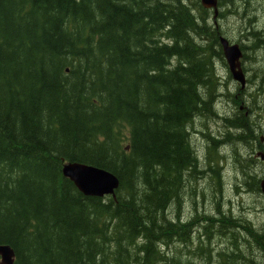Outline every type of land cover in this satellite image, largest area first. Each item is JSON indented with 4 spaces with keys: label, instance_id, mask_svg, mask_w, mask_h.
<instances>
[{
    "label": "trees",
    "instance_id": "trees-1",
    "mask_svg": "<svg viewBox=\"0 0 264 264\" xmlns=\"http://www.w3.org/2000/svg\"><path fill=\"white\" fill-rule=\"evenodd\" d=\"M238 1L217 0L216 17L246 16L236 41L251 71L243 95L217 74L225 35L199 0H0V244L15 264H193L174 261L169 248L225 236L223 224L242 227L251 237L242 244L264 252L259 223L223 210L226 157H217L227 144L242 184L259 192L243 154L263 129L254 94L264 68L248 66L264 49V0L260 13ZM229 91L232 113L218 112ZM218 119L227 130L214 129ZM197 124L205 154L192 141ZM65 163L112 173L113 196H84L62 175ZM207 195L212 214L185 213ZM218 255L219 264L254 262L234 250Z\"/></svg>",
    "mask_w": 264,
    "mask_h": 264
},
{
    "label": "rangeland",
    "instance_id": "rangeland-1",
    "mask_svg": "<svg viewBox=\"0 0 264 264\" xmlns=\"http://www.w3.org/2000/svg\"><path fill=\"white\" fill-rule=\"evenodd\" d=\"M243 1V0H242ZM241 0L238 1V4L242 2ZM250 8H258L259 13H260V0H252ZM238 14V13H237ZM210 15V14H209ZM236 15V14H235ZM246 17V16H245ZM245 17L242 19L238 17H233L229 18L226 21L222 18L215 17L212 20V24L214 25L213 27L220 32V34H224L225 37L231 41H237L240 42V40L243 38H240L244 33H242L241 29L247 26L245 23ZM259 27L263 29L264 27V18H259ZM245 39V38H244ZM254 62H257L254 65L248 66L252 67L253 69L255 68H264V49L260 50L258 54L254 56ZM217 74L222 78L229 76L228 70L226 66H217ZM251 76V71L247 72V78L249 79ZM252 83V80H250L249 85ZM264 86V85H263ZM242 88V87H240ZM245 88V86H243ZM252 86L247 88V91H251ZM259 88V87H258ZM256 91V89H252L253 91ZM246 93V92H245ZM261 93V94H257ZM254 95H257L259 97V104H261L264 107V89L261 92H255ZM255 97V96H254ZM255 103H253L254 106ZM222 102H218L216 105V109L218 112L222 111L223 107ZM227 105L225 108L227 109ZM261 111V110H260ZM260 111H255V114H260ZM263 117V122L262 124L264 125V116ZM200 123H203L202 121H199ZM214 123H211L210 125H207L210 131H212V128L215 126L213 125ZM195 130H204L203 126L200 124H197L195 126ZM230 139V138H229ZM232 140V139H230ZM192 141L196 143V146L198 149H200V153H203L204 151V143L205 140L203 139L200 134L197 133V137H192ZM235 141V140H233ZM231 142V141H230ZM236 142H238L236 140ZM234 143V142H233ZM264 143V142H261ZM193 145V143H192ZM236 146H232V148H240L241 145L234 143ZM238 150V149H237ZM241 158V157H240ZM239 161L238 158H235L234 161L228 160L226 163H223V171L221 172L222 174V194L224 196V200L227 202V200H231L229 204H225L224 206V211H236L238 213L243 214L246 218L252 221L255 225L259 223L257 226L260 230H264V196L261 195V193H255V192H249L245 191L243 193H235V190L233 188L234 183L235 185H238V189H240V184H241V179H242V173L241 170L239 169L240 163L237 162ZM239 163V164H238ZM254 169H256V175L258 176L257 178H262L264 177V161L260 160L257 157V160L252 163ZM239 181V182H238ZM210 187V185H209ZM207 189V188H206ZM199 188L197 189V191ZM210 189L205 190L204 192H208ZM207 200L205 199V202L203 203L204 200L199 198V196H196L194 200L188 201L187 206H184L185 213L190 215H193L195 212L201 213L203 211L208 212L209 214L213 213V207H212V202L210 201V195H207ZM187 198H189V194H187ZM195 203V204H194ZM193 206H196V211L192 209ZM212 208V209H211ZM215 211V210H214ZM178 212V210H177ZM176 214V211H174V214ZM199 217V216H197ZM219 217V216H218ZM225 226L220 229L221 232H225V236H219L218 238H214L213 240L207 241L205 236L201 237V244L200 246H180L178 244H175L172 246L173 248H169L168 255H173V252L175 253V259L174 261L178 260L179 258L185 259V258H190L193 264H219L220 262V257L218 253L222 250V252H231L235 251L239 255L242 256V258H245V261H251V259L254 256V262L252 264H264V252H257L261 247L258 244L253 243L250 248H246V244H242V241L246 243V241L250 242L251 237L242 229V227H235L233 225H228V224H223ZM242 229V230H241ZM258 232L261 233L260 230L255 229ZM255 232L254 234H256ZM236 242V247L234 248V244ZM207 244V245H206ZM254 244L256 245L254 247ZM254 247V248H253ZM256 248V249H255ZM189 249V250H188ZM253 249V250H252ZM252 250V251H251ZM251 251V253H250ZM253 255V256H252ZM224 256V255H223ZM251 258V259H250ZM224 259V258H223ZM239 260V259H238ZM242 263H244V259L241 260ZM210 262V263H209Z\"/></svg>",
    "mask_w": 264,
    "mask_h": 264
},
{
    "label": "water",
    "instance_id": "water-1",
    "mask_svg": "<svg viewBox=\"0 0 264 264\" xmlns=\"http://www.w3.org/2000/svg\"><path fill=\"white\" fill-rule=\"evenodd\" d=\"M199 2L203 8L213 12V18L216 17V0H199ZM220 43L233 80L239 82L241 86H243L245 79L238 61L241 53L236 45L228 47L223 38H220ZM61 173L65 178L69 179L76 189L84 196H112L119 184L117 178L112 173L101 168L81 163H65L61 168ZM261 188L264 193V182H262ZM0 264H15L14 252L7 245L0 244Z\"/></svg>",
    "mask_w": 264,
    "mask_h": 264
},
{
    "label": "bare ground",
    "instance_id": "bare-ground-1",
    "mask_svg": "<svg viewBox=\"0 0 264 264\" xmlns=\"http://www.w3.org/2000/svg\"><path fill=\"white\" fill-rule=\"evenodd\" d=\"M217 1V0H216ZM213 13V12H212ZM213 16H214V14H213ZM220 38H223V39H225V42H226V44H227V46L228 47H231V46H234V45H236L237 46V48H238V50H239V52L241 53V55H240V57H239V59H238V61H239V64H240V66H241V70H242V73H243V75H244V79H245V81H244V85L243 86H245V88H243V86H241V84L239 83V82H237V81H235V80H233V78H232V76H231V73H230V71H229V69H228V66H227V60H226V58H225V56L223 55V50H222V45H221V43H220ZM242 40H240V42H241ZM219 43H220V47H221V51H222V55H223V58H224V60H225V63H226V68H227V70H228V73H229V75H230V78H231V80L234 82V83H236L238 86H239V90L241 91L240 93H238V94H241V95H243V94H246L247 93V88L249 87V84L247 85V83H246V76H247V71L245 72V66H244V64H243V62H242V60H241V58H242V51H241V49H240V46H239V43L238 42H236V41H231V40H229V39H227L226 37H224V36H219ZM240 87H242V88H240ZM224 92V91H223ZM232 92L233 91H231V93H230V91H229V93H227V97L225 96V97H221L219 100H221L220 102H222L223 103V108L224 109H226L225 108V106L227 105L228 107H227V109H226V111H230L231 110V104H230V102H229V98H230V96H228V95H230V94H232ZM246 92V93H245ZM234 94V93H233ZM217 102V101H216ZM239 105V104H238ZM248 106H250V107H253V104H248ZM239 107V109H240V107H242V105H240V106H238ZM255 109L257 110V112L258 111H260V116H261V118H260V123L262 124V122H263V117L262 116H264V107L261 105V104H259V102L257 103V104H255ZM242 109V108H241ZM238 110V109H237ZM223 118H224V115L222 116ZM222 120V119H221ZM221 120H219L218 119V124H220V128H217V127H215L214 129H216V130H227V129H225L224 128V126H222V121ZM208 124H211L212 122H207ZM262 126H263V129L262 130H264V125L262 124ZM196 132H198V130H195L194 129V131H193V135L192 136H195V137H197V133ZM215 132V131H214ZM246 132H248V131H246ZM218 133V132H217ZM252 133V132H251ZM259 134H258V139H259V141H258V143H254L252 146H251V148H247V150H245V152H247V153H245V154H243V156L245 157V158H248L249 157V153H250V155H251V158H252V161H251V164L253 163V162H255L256 160H257V157L260 159V160H263L264 159V156L263 155H256L255 154V151H256V148L257 147H260L261 145H262V150H263V147H264V143H261V142H264V134H261L260 132H258ZM253 136V135H252ZM205 141H208V140H206L207 138H203ZM217 141V140H216ZM213 142V141H212ZM216 143V142H215ZM227 144H225V143H223L222 145H221V150H220V154L219 155H217V157H219L220 159L221 158H224V157H222L221 155H224L225 157H226V159H225V163H226V161L228 160V158L230 159V160H232V161H234V156H233V151H232V149L230 148V147H226L225 148V146H226ZM195 146H196V144H195ZM196 148H197V146H196ZM249 150V151H248ZM249 152V153H248ZM264 152V151H263ZM202 154H205L204 153V151H203V153ZM264 161V160H263ZM237 162H239V161H237ZM239 164V163H238ZM253 165V164H252ZM219 166L221 167V170L223 171V164H219ZM242 179H241V184H240V189H238L237 187H238V185H235V183H234V186H233V188H234V190H235V193L237 194L238 192L239 193H243V192H245V191H247L246 189H247V187L244 185V184H242ZM239 182V181H238ZM262 182H264V177H262V178H260V180H259V192L261 193V195H263L264 196V193H263V191H262V188H261V184H262ZM115 191V190H114ZM249 192H252V191H249ZM258 192V193H259ZM103 196H106V195H103ZM103 196H101V197H103ZM113 196V195H112ZM97 197H100V196H97ZM184 200V199H183ZM224 200V199H223ZM228 201V204L230 203V201L231 200H227ZM224 203H226V201L224 200ZM185 204H187V203H185ZM215 209V208H214ZM207 245V244H206Z\"/></svg>",
    "mask_w": 264,
    "mask_h": 264
},
{
    "label": "flooded vegetation",
    "instance_id": "flooded-vegetation-1",
    "mask_svg": "<svg viewBox=\"0 0 264 264\" xmlns=\"http://www.w3.org/2000/svg\"><path fill=\"white\" fill-rule=\"evenodd\" d=\"M242 107H240L241 109ZM232 113V111L230 110V114ZM258 132H261V134H264V130H259ZM264 147H263V150H262V145L260 147H257L256 148V151H255V154L256 155H263L264 156ZM264 160V159H263Z\"/></svg>",
    "mask_w": 264,
    "mask_h": 264
}]
</instances>
